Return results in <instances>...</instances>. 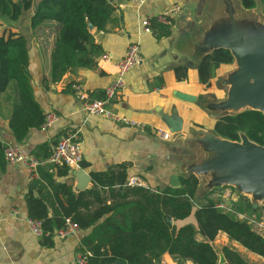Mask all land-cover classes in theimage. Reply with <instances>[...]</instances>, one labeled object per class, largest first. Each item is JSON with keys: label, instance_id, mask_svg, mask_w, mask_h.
<instances>
[{"label": "crops", "instance_id": "crops-1", "mask_svg": "<svg viewBox=\"0 0 264 264\" xmlns=\"http://www.w3.org/2000/svg\"><path fill=\"white\" fill-rule=\"evenodd\" d=\"M112 1L115 8L91 38L90 45H99L102 50L95 57L96 64L91 68L81 65L89 46L74 67L46 87L42 81L48 74L53 35H24L34 98L45 114L53 113L56 119L48 127L31 129L18 144L23 154L43 162L35 174L31 175L20 163L5 165L0 174V264H76L75 247L89 229H80L75 237L58 239L37 237L27 224V195L40 199L51 215L59 209L58 200L63 199L55 193V183L70 184L74 193L81 191L75 175L79 169L68 168V173L61 175V165L44 162L58 139L67 133H76L80 141L79 168L90 176L85 189L93 186V173L107 172L116 182L122 181V186L136 177L138 187L162 194L165 187L177 186L180 177L194 174L198 185L192 202L198 206L210 190H215L211 194L214 197L217 191L223 192L220 188L233 186L225 181L227 169L218 168L217 163L225 160L218 146L227 140L213 131V124L221 115L249 109L246 105L229 104L234 74L240 72V64L233 57L231 64L219 66L208 85L199 82L196 68L200 57L216 46L237 41L263 44L264 15L260 7L244 9L239 0H145L140 5L129 0ZM173 4L187 7V14L176 17L174 27H167L166 35H157L153 29L149 33L142 31L140 22L144 16H154ZM21 18L10 28L12 31H19ZM129 43L139 45L141 60L124 74V86L111 100L110 107L141 123L139 128L87 114L71 89L76 83L90 99L102 95L104 88L115 81L116 63ZM176 66L187 69L185 79L177 77L173 70ZM177 93L193 98L186 101L178 98ZM13 102L12 87L0 93V140L4 143H15L7 125ZM158 131L167 133L169 138L163 139ZM43 144L48 147L41 151L38 148ZM46 154L49 155L44 157ZM122 167L125 177L117 174ZM96 206L93 202L89 211ZM11 209L19 213L10 216ZM32 210L37 212V206ZM190 221L187 218L180 223ZM252 226L264 236L260 221ZM197 239L202 238L197 235ZM211 244L219 255L221 248L228 246L250 263L264 264V258L229 241L222 232ZM159 264L176 263L165 253ZM224 264H229L226 259Z\"/></svg>", "mask_w": 264, "mask_h": 264}, {"label": "trees", "instance_id": "trees-1", "mask_svg": "<svg viewBox=\"0 0 264 264\" xmlns=\"http://www.w3.org/2000/svg\"><path fill=\"white\" fill-rule=\"evenodd\" d=\"M239 2L244 9L259 6L264 15V0ZM31 7L29 28L32 33L53 35L48 74L42 81L46 87L74 67L79 55L89 46L90 51L81 65L91 68L96 64L95 57L102 50L99 45H90L91 38L113 11L115 3L109 0H0V93L11 85L16 97L7 125L17 144L31 129L40 128L46 115L34 98L27 40L23 33L10 29ZM152 29L157 35L168 33L166 26L155 22L151 23ZM232 61L230 51L221 47L203 54L196 68L199 82L208 85L214 71ZM173 70L178 78H186L185 67L176 66ZM102 97L103 93L93 99ZM213 131L231 141H239L240 134H244L251 142L264 146V113L245 109L221 115L214 122ZM5 144L0 140V174L5 168ZM47 147L43 144L38 149L43 151ZM59 169L61 175L69 170L67 166ZM117 174L126 176L123 167L117 169ZM92 181L91 188L77 193L70 184L55 183V193H60L63 199L58 200L59 209L51 215L44 210L40 199L27 195L29 217L39 219L44 231L60 228L65 218L76 222L82 231L89 229L75 247L76 253H88L85 264H159L165 253L176 264L185 261L218 264L219 254L211 242L219 232L226 234L229 241L264 258V236L246 220L217 209L216 199L211 196L215 190L206 193L204 200L194 206L192 201L198 185L194 174L180 177L177 186L165 187L162 194L138 186H122V181L116 182L107 172L93 173ZM93 202L97 206L89 211ZM33 206H37V212L32 210ZM231 208L264 225V215L256 217L260 208H254L246 196L238 195L231 202ZM187 218L192 221L180 223ZM197 235L202 239L198 240ZM220 253L229 264H252L228 246L222 247Z\"/></svg>", "mask_w": 264, "mask_h": 264}, {"label": "built area", "instance_id": "built-area-1", "mask_svg": "<svg viewBox=\"0 0 264 264\" xmlns=\"http://www.w3.org/2000/svg\"><path fill=\"white\" fill-rule=\"evenodd\" d=\"M130 2L140 5L145 0H129ZM187 14V7L179 4H173L170 7L164 9L160 13L154 16H144L141 19L142 31L145 33L151 32V23L155 22L159 25L166 26L168 28L174 27L176 17L184 16ZM141 60V51L137 43H129L126 46L125 53L121 59L116 63V79L104 88L103 97L97 99H90L88 94L83 91V89L78 84H72L71 89L73 91L74 97L81 102L83 109L89 115H95L103 117L112 122L127 125L130 127H142L141 123L127 116L118 114L113 111L110 107L111 100L114 98L116 93H118L124 86V74L127 73L131 68L138 65ZM56 116L53 113H48L44 117V122L41 127L50 126L53 121H55ZM158 134L162 136L163 139H168L167 133L158 131ZM5 165H14L17 163L22 164L27 168L29 173L35 174L37 168L41 163V160L31 156L23 154L17 143H6L3 149ZM82 160V150L80 141L76 133H67L60 137L53 147L50 155L44 162L52 165L67 166L68 168L80 169V163ZM139 179L133 177L129 179L127 183H123L124 186L136 187L139 186ZM216 199L215 207L220 211L233 214L239 219L246 220L251 225L255 224V220L247 218L243 214H239L232 210L231 202L235 200L232 193L217 192L214 195ZM19 211L17 209H11L10 216L17 215ZM262 224L263 222L260 221ZM1 223V217H0ZM27 224L31 233L37 237L45 236L49 238L67 239L75 237L80 232L78 224L72 221L70 218H65L63 225L54 230L53 232L44 231L42 229L41 221L34 217L27 218ZM88 253H75L76 264H85L86 256Z\"/></svg>", "mask_w": 264, "mask_h": 264}, {"label": "water", "instance_id": "water-1", "mask_svg": "<svg viewBox=\"0 0 264 264\" xmlns=\"http://www.w3.org/2000/svg\"><path fill=\"white\" fill-rule=\"evenodd\" d=\"M219 47L228 49L240 64V72L234 74L235 80L230 89L229 104L246 105L249 109L264 113V43L257 45L252 41H237L215 48ZM176 96L186 101H191L193 98L181 93H177ZM219 144L218 148L222 151L225 160L217 164H219L218 168L223 166L228 171L225 181L240 190L264 197V146L251 142L244 134H240L239 141L227 140ZM75 175L80 181L77 185L78 189H85L90 181L89 174L79 169L75 171ZM252 206L255 208L256 204L252 203ZM224 261L223 255H219L218 264H224Z\"/></svg>", "mask_w": 264, "mask_h": 264}, {"label": "rangeland", "instance_id": "rangeland-1", "mask_svg": "<svg viewBox=\"0 0 264 264\" xmlns=\"http://www.w3.org/2000/svg\"><path fill=\"white\" fill-rule=\"evenodd\" d=\"M32 10H33V7H31L30 10L23 12L22 18L20 19V21H22V24L19 26V31L22 32L24 35H36V32L32 33V31L28 28V15H30L32 13ZM11 29H13V28H11ZM14 30H15V28H14ZM37 35H39L38 32H37ZM47 35H51V34H47ZM9 87H11V85ZM15 99H16V97L14 96V100ZM220 189L223 192H226V191L231 192L235 199L238 195L246 196L251 203H255L256 207L260 208L256 217L260 218L261 215H264V197L256 196L250 191L240 190V188H237V186H225V187L220 188ZM217 192H219V191H217Z\"/></svg>", "mask_w": 264, "mask_h": 264}]
</instances>
